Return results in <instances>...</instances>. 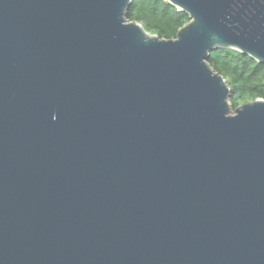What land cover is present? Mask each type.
I'll use <instances>...</instances> for the list:
<instances>
[{"label":"water","instance_id":"water-1","mask_svg":"<svg viewBox=\"0 0 264 264\" xmlns=\"http://www.w3.org/2000/svg\"><path fill=\"white\" fill-rule=\"evenodd\" d=\"M0 0V264H264V99L208 63L264 65V0Z\"/></svg>","mask_w":264,"mask_h":264},{"label":"trees","instance_id":"trees-1","mask_svg":"<svg viewBox=\"0 0 264 264\" xmlns=\"http://www.w3.org/2000/svg\"><path fill=\"white\" fill-rule=\"evenodd\" d=\"M127 19L166 40L176 39L178 31L191 21L166 0H133ZM208 63L227 80L233 110L243 103L264 99V65L236 50L213 51Z\"/></svg>","mask_w":264,"mask_h":264},{"label":"rangeland","instance_id":"rangeland-1","mask_svg":"<svg viewBox=\"0 0 264 264\" xmlns=\"http://www.w3.org/2000/svg\"><path fill=\"white\" fill-rule=\"evenodd\" d=\"M243 104H244V103H243ZM241 105H242V104H241ZM232 114L234 115V110H233Z\"/></svg>","mask_w":264,"mask_h":264}]
</instances>
